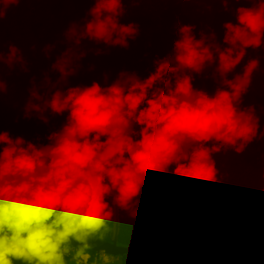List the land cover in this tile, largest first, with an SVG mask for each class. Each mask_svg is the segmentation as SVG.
<instances>
[{
	"label": "trees",
	"instance_id": "obj_1",
	"mask_svg": "<svg viewBox=\"0 0 264 264\" xmlns=\"http://www.w3.org/2000/svg\"><path fill=\"white\" fill-rule=\"evenodd\" d=\"M262 3L264 0H125L121 22L135 21L139 34L127 48H106L87 38L77 46L65 37L71 22L83 24L92 0H20L0 18L4 54L0 73L6 83L0 100V131L46 144L48 135L62 126L66 113L55 116L46 112L49 120L44 123L35 112L25 118L23 109L30 100L28 89L33 80L40 84L45 75L52 81L58 79L60 74L51 65L65 49H70L69 66L76 69L68 77V85L93 80L103 84L104 74L111 82L122 70L145 77L154 70V60L167 57L172 62L173 42L179 38L180 27L188 25L203 40L199 70L192 73L190 100L226 101L236 130L224 138L235 143L226 145L215 138L183 143L172 167L186 168L198 151L208 176L150 173L132 215L117 212L116 236L110 242L116 243L122 222L134 225L129 248L147 253L184 254L226 240L264 214V32L257 29L251 35L238 20V9L264 15ZM10 44L23 58L12 67L7 62ZM96 47L104 51L98 55ZM81 53L85 56L80 59ZM164 73L162 87L179 75L174 67ZM42 91L48 95V88ZM161 209L163 215L157 216ZM125 264H264V221L243 238L204 257L172 262L128 253Z\"/></svg>",
	"mask_w": 264,
	"mask_h": 264
},
{
	"label": "clouds",
	"instance_id": "obj_2",
	"mask_svg": "<svg viewBox=\"0 0 264 264\" xmlns=\"http://www.w3.org/2000/svg\"><path fill=\"white\" fill-rule=\"evenodd\" d=\"M19 3L0 0V18ZM124 3L92 0L83 24L71 22L66 39L77 46L87 38L106 48H127L139 34V25L121 22L126 14ZM238 12L240 24L253 14L247 9ZM178 33L172 62L167 57L154 60V70L145 77L122 70L111 82L104 74L103 84L93 80L68 85L76 69L69 66L70 49H65L51 65L60 74L56 81L47 75L40 84L33 80L30 100L23 109L25 118L35 112L48 123L46 112L67 115L46 144L0 131V264H125L132 223L122 222L115 245L118 250L98 242L116 236L117 212L132 215L150 173L176 172L172 165L181 153L190 121L197 141L215 138L234 145L235 141L229 142L220 133L224 115L214 99L198 102L193 109L192 73L199 70L203 40L188 25ZM103 51L96 47V54ZM84 56L81 53L80 59ZM22 59L20 50L10 44L9 67ZM173 67L179 75L162 87L164 70ZM45 87L48 95L42 91ZM5 89L0 73V100ZM203 167L199 152H194L186 168L195 174ZM164 211L157 210L156 215Z\"/></svg>",
	"mask_w": 264,
	"mask_h": 264
},
{
	"label": "snow or ice",
	"instance_id": "obj_3",
	"mask_svg": "<svg viewBox=\"0 0 264 264\" xmlns=\"http://www.w3.org/2000/svg\"><path fill=\"white\" fill-rule=\"evenodd\" d=\"M242 25L244 26L245 31L251 35H255L257 29H260V31L264 32V15L257 16L254 14H250L245 17V23ZM216 104L223 111L225 121L220 128V133L231 135L236 130L235 117L231 114V110L227 107L226 101H216ZM192 107L193 109L197 107L195 97H193ZM192 127L193 126L190 121L189 125L185 128L183 143H187L189 141H197L194 137ZM199 141H203V139H200ZM200 163L204 164V160L201 157ZM176 172L178 174H183L185 177L208 176V170L206 167L199 169L195 174L190 173L187 168H178L176 169Z\"/></svg>",
	"mask_w": 264,
	"mask_h": 264
},
{
	"label": "water",
	"instance_id": "obj_4",
	"mask_svg": "<svg viewBox=\"0 0 264 264\" xmlns=\"http://www.w3.org/2000/svg\"><path fill=\"white\" fill-rule=\"evenodd\" d=\"M264 221V214H262L258 219H256L252 224L244 228L242 231L234 234L233 236L227 238L226 240L216 242L206 248H203L198 251L190 252V253H184V254H174V255H159V254H153V253H147L140 250H135L128 248L127 253H137L145 257L153 258L156 260H170L172 262H177L182 259H190V258H200L204 257L210 253H213L214 251L221 250L222 248L229 246L230 244L238 241L239 239L243 238L247 234H249L251 231H253L257 226H259ZM100 246L104 247H110L113 251L118 250L116 249L115 245L116 243L110 242V241H104V242H98Z\"/></svg>",
	"mask_w": 264,
	"mask_h": 264
}]
</instances>
